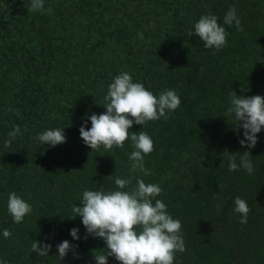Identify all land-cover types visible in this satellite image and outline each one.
Listing matches in <instances>:
<instances>
[{"label":"trees","instance_id":"trees-1","mask_svg":"<svg viewBox=\"0 0 264 264\" xmlns=\"http://www.w3.org/2000/svg\"><path fill=\"white\" fill-rule=\"evenodd\" d=\"M29 2L0 0V261L95 264L93 251H104L103 239L83 238L81 217H68L84 190H118L114 178L130 175V140L91 151L79 133L88 116L106 111L108 85L126 71L153 94L173 89L181 100L167 119L129 129L154 142L145 156L152 174L135 175L159 184L157 199L181 221L186 251L174 264H264V129L245 149L243 129L237 135L228 113L234 91L264 96V0H45L50 15L28 12ZM232 5L243 31L223 24ZM207 13L229 33L220 50L188 36ZM15 125L22 135L5 147ZM53 128L63 129L65 143L34 139ZM246 150L253 174L229 171V156L239 164ZM13 191L32 205L22 223L8 212ZM237 196L251 208L244 224L233 211ZM34 240L52 245L49 256L31 252ZM63 240L78 245L79 258L58 259ZM108 264L120 262L109 257Z\"/></svg>","mask_w":264,"mask_h":264},{"label":"clouds","instance_id":"clouds-1","mask_svg":"<svg viewBox=\"0 0 264 264\" xmlns=\"http://www.w3.org/2000/svg\"><path fill=\"white\" fill-rule=\"evenodd\" d=\"M27 11L47 12L50 15L53 10L50 6L45 8V0H30ZM223 24L235 25L237 31H243L235 5L225 13ZM192 35L198 36L205 48L220 50L227 45L229 33L218 23L215 14L207 13L195 22L194 30L189 29L188 36ZM244 90L242 86L241 91ZM104 100L106 111L88 116L79 128L80 137L91 151H98L103 146L106 152L114 147L122 149L125 141L130 140L134 149L128 157L130 175L127 178H114L118 190H84L81 206L75 204L68 218L81 217L86 229L85 240L88 236L104 240V251H93L95 264H108L109 257H114L120 264H174L176 253L186 251L182 224L168 213V205L157 199L163 192L162 187L146 183L135 175L137 172L144 176L152 174L145 166V156L154 150V142L147 132H130L129 129L133 123L144 126L149 121L167 119L168 114L180 107V97L173 89H165L157 96L142 83L133 82L130 73L122 71L108 85ZM229 101L228 113L233 116V130L239 135L243 129V139L239 143L245 149L254 148L258 141L257 134L264 129V96L238 95L234 91L230 93ZM16 114L19 115L18 110ZM88 120L91 121L90 128L86 127ZM18 135H22V132L20 126L15 125L8 133L4 146L10 147ZM34 139L41 145L55 147L66 142V135L63 129L53 128L37 134ZM250 156V151H243L237 164L235 155H230L228 170L236 171L242 167L249 175L253 174L254 165ZM133 180L136 181L134 186ZM7 208L15 223H22L25 216L32 212V205L15 191L8 194ZM233 211L239 214L240 223L248 222L251 208L246 200L237 196ZM11 235L8 229L3 230L4 238ZM70 235L74 240L81 238L77 227L70 230ZM51 248V244L41 245L36 240L31 244V252L41 257L49 256ZM56 248L61 261L69 252L74 258H79L78 245L68 240L60 242ZM0 264L8 262L0 261Z\"/></svg>","mask_w":264,"mask_h":264}]
</instances>
